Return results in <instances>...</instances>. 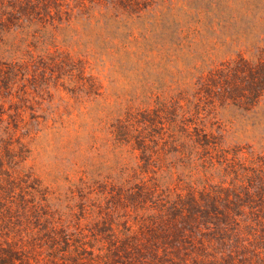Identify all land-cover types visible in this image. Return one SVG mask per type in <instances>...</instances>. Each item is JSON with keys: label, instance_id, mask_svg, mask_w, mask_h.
<instances>
[{"label": "rangeland", "instance_id": "obj_1", "mask_svg": "<svg viewBox=\"0 0 264 264\" xmlns=\"http://www.w3.org/2000/svg\"><path fill=\"white\" fill-rule=\"evenodd\" d=\"M120 1L0 0V264H231L264 197V0Z\"/></svg>", "mask_w": 264, "mask_h": 264}, {"label": "trees", "instance_id": "obj_2", "mask_svg": "<svg viewBox=\"0 0 264 264\" xmlns=\"http://www.w3.org/2000/svg\"><path fill=\"white\" fill-rule=\"evenodd\" d=\"M124 1L127 2L128 0ZM126 2L120 1L119 3L124 5ZM135 5L137 6L138 4ZM130 9L134 10L135 8L131 7ZM236 68L242 72H247L248 79H245L243 81V83H245V88H243L240 92L239 90H227V94L229 95L228 97L234 99L235 97L243 96L250 101H255V99H257L261 95V93L264 92V64H262L257 69V71H253L254 67L252 63L248 62L247 60L240 59ZM257 183L259 184V181ZM259 188L260 187L249 186V188H241L242 190L239 191L240 193L234 194L235 200H238V202H236L235 209L237 210L235 213L220 212L217 214H210L206 210H200L198 211V213H200L201 215L194 218L197 226L208 225L212 226V229L217 233L225 232L228 230L233 233V238L229 240L232 243L227 242V245L231 244L230 249L225 254L226 259L228 258L231 264L248 263L250 259L251 248L253 245L252 243L248 242L247 238H250L253 235L254 237H259L258 231L255 229V225H261L262 222H264V197L260 195ZM252 193H257V199L252 198ZM241 201H244V203H246L245 205L243 204L246 208L249 207L247 205H249L250 203L253 204V207H250L251 210L248 209V211H245V208L244 206H242ZM194 216L195 214H192V219ZM241 218H247L248 220H241ZM187 231L191 233L193 232L191 227L187 228L186 230L183 229V232L181 234L183 236L182 238H184V234ZM262 231L264 234V225ZM178 233L179 232H177V235ZM178 237H180V235H178ZM182 238L178 240L182 241Z\"/></svg>", "mask_w": 264, "mask_h": 264}]
</instances>
